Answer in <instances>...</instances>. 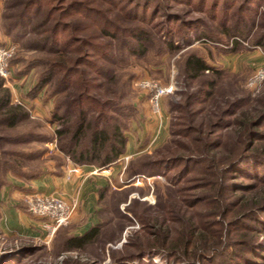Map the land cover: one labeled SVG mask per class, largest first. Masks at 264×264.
<instances>
[{
    "label": "trees",
    "instance_id": "trees-1",
    "mask_svg": "<svg viewBox=\"0 0 264 264\" xmlns=\"http://www.w3.org/2000/svg\"><path fill=\"white\" fill-rule=\"evenodd\" d=\"M163 1L169 6L197 1L196 11L203 18L166 13V8H162ZM262 4L264 0H23L19 8H6V11L17 8L19 12L4 15L3 28L7 37L17 43L22 41L27 50L46 51L50 45L54 47L47 50L52 57L34 59L31 63L33 68L43 67L32 97L50 87L55 76L60 78L53 88V96L60 94V89L71 90L74 82V92L63 100L57 97L51 113V122L63 125L57 132L64 140L60 151L74 166L106 169L126 151L124 130L127 122L133 119V110L131 107L113 111L115 106L112 108L111 101L104 102L91 95L96 90L94 79L100 76V66L91 59L106 58L107 51H111V45L100 41L104 38L117 40L120 44L126 41L129 55L143 58L149 52V43H154L155 39L162 50L170 53L181 50L180 39L190 46L192 33H196L197 40L221 43L222 39L213 36L209 29L217 24L226 45L232 37L248 44L251 41L252 46L264 51V32L254 33L263 29L259 25L264 15ZM161 11L164 21L155 22ZM148 13H151L150 19ZM235 47H240L239 43H235ZM191 49L177 62L186 91L180 92L181 102L170 107V113L179 115L172 117L169 123L168 141L153 158L143 160L139 156L132 160L127 173V178L131 179L139 174L152 177L168 172L167 181L173 190L171 198L153 208L156 210L153 217L144 212L140 214L135 205L129 208L132 218L142 226L141 233L138 236L132 233L118 256H115L117 252L108 250L110 260L117 264H131L147 255L159 256L168 263L201 261L212 264L227 258L231 264H264V242L259 241L261 232L252 226L261 225L259 217L264 214V176L259 175V167L264 165V153L261 148H254L255 142L264 137L258 131L264 125V99L257 101L261 106L258 115L250 117L243 112L245 106L250 105L244 91L243 96L225 102L224 108L210 105L224 72L210 66L199 50ZM67 105L76 109V120L71 127L64 126L68 121ZM97 108L100 112H95ZM112 111L115 113L110 114ZM91 116L95 118L89 121ZM28 118L29 112L24 105L12 103V94L5 80L0 78V127L14 130ZM234 126L238 128L235 145L239 143V148L230 150L226 146L228 136L221 132ZM27 135L29 138L17 140L0 136V145H26L42 139V135L35 133ZM222 151L224 154H220ZM4 155L7 158L0 163L3 166L0 188L9 184L6 179L9 173L20 176L26 183L42 176L39 168H23L21 161L31 159V154L8 153L0 149V159ZM36 155L41 158L43 152ZM58 165L60 170L65 167L63 157L59 158ZM246 165L252 167L254 183L250 186L230 185L231 176L246 175L242 172ZM127 189L121 188L113 194L118 198L114 209L115 217L119 219L102 221L98 212L99 222L79 236L70 234L67 228H60L53 240V248L60 250L58 257L64 253L82 252L99 243H110L112 238H104V231L117 226L120 219H130L116 207L126 200ZM237 191L249 194L256 191L258 196L244 201L242 196L236 195ZM106 194H110L108 187L97 189L98 206ZM200 206L205 209L198 211ZM35 249L13 250L1 258L0 264H21ZM79 260L78 257L62 258L60 264H84ZM139 264L143 263L140 261Z\"/></svg>",
    "mask_w": 264,
    "mask_h": 264
},
{
    "label": "rangeland",
    "instance_id": "rangeland-1",
    "mask_svg": "<svg viewBox=\"0 0 264 264\" xmlns=\"http://www.w3.org/2000/svg\"><path fill=\"white\" fill-rule=\"evenodd\" d=\"M21 1L23 0H0V45L4 46L10 44L14 47V53L10 59L12 79L9 82L5 81L6 87L9 88L12 94V103L14 105H23L21 101L25 102L24 106L29 112V118L22 124L18 125L14 130H5L0 127V136L9 140H17V138L20 137L23 139H26L27 137L29 138L27 134L35 133L42 135V139L26 145L10 146L7 144H1L0 149L8 153L26 152L31 154V159L28 158L21 161L24 165L23 168H27V170L39 168L40 170H38L42 171V175L50 173L61 174L64 167H62L61 170L58 168L59 158L63 157L66 165L72 164V162L64 157L60 151V145L64 140L59 138L57 132L63 128V125L60 123H52L51 113L57 103V97L59 100L66 99L67 96H70V94L74 92V87L76 86L73 82L74 86L71 90L64 91V89H60L61 93L59 92L60 94L53 96V88L57 85L60 78L59 76H55L50 87H46L36 97H32V93L37 85V80L43 67L33 68L31 63L34 59L45 60L52 57L51 53H47V50L49 48L53 49L54 47L50 45L46 51L27 50L22 46V41H19L21 43H17L5 35L3 16L17 14L19 12V9L17 8L14 11H6V8H9L10 6H18L19 8ZM240 1L241 0H238V2ZM194 2L196 3L187 5L175 4L169 6V4H166V1H163L162 8H166V13L179 15L184 18H203V16L196 11L197 1ZM262 5L263 11L264 4ZM220 12L221 11H219L218 15H220ZM187 14L188 17H186ZM150 15L151 13H148V19H150ZM262 16L259 25H262L263 29L262 31L259 29L255 30V34L264 32V17ZM156 19L155 22L164 21L163 11L158 14V18ZM209 29H212L213 36L216 35V37L222 39V41L219 39L221 43H215L216 41L212 39V41L197 40L196 33H192V44L190 46H188V44L185 45L184 40L180 39L178 42L181 50L176 53H170L166 49L162 50L159 42L155 39L154 43H149V52L143 58H139L136 54L129 55L127 52L128 47L125 43L126 41L121 44L117 40L113 41L107 38L100 41L105 45H111V51H107L106 58L100 56L99 59H91V62H96L100 66V76H96L94 79L96 90L91 95L93 98H98L101 101H111L113 103L112 108L115 106L113 111H116L117 109V112H119L120 109L122 110L132 107L133 119L127 122L124 136L127 140L126 147L128 143L133 142L135 154L131 156L133 153L127 154L124 152L114 163L115 165H111V169L110 166L106 169L96 168L100 173L104 172L106 179L108 180L106 187H108V192L110 194L105 195L104 201H102L99 206L97 205V202H95V205L91 206L92 204L89 200V194V196L86 194V197L84 195L82 200L73 198L75 201L72 203H77V207L69 224L64 226V228H67L70 234H79L80 232L78 231L80 230H77L78 227L81 224H84L88 219L89 221L90 219L93 220V223L95 224L99 222L100 217H98V212L101 215L102 221L110 220L111 218L119 219L115 217L116 214L114 209L118 198L117 196L113 197V194L121 188H128L127 190H129V192L126 194V200L124 199L120 201L116 207L121 214L128 216L130 219H120L117 226L113 225L104 231V238H112L110 243H99L98 245H92L89 248H86V250H83L82 252L64 253L60 257H58L60 250L53 248V240L56 233L49 243H47L45 239L39 241H5L0 237V262L3 256L10 254L13 250L22 247H33L36 248V251L30 253L21 264H60L61 259L67 257H78L80 258L79 261L84 264H117L110 260L108 250L117 252L115 253V256H118L121 254V247L126 243L128 237L132 233L137 236L141 233L142 226L136 219L132 218L129 208L131 209V206L135 205L137 206V212L140 210V214L144 212V214L153 217L156 214V210L153 208H155L158 203L163 205L165 201L171 198V191L173 190L169 187L167 181L168 172H163L152 177L146 174H139L131 179L127 178V173L132 160L139 156H141L143 160L153 158L154 153L168 141L170 137L169 123L172 117L179 115L177 112L170 113V107L181 102L180 92L186 91L181 83L182 78H180L179 75L177 62L181 60L182 54L191 48L199 50L201 54L205 56V59L210 66L224 72V76L220 80L215 96L209 101V104L212 106L219 105L221 108H224L225 102H231L237 97L243 96V93L246 92L250 105L247 104L243 109V112L246 111L244 115L247 117L258 115L257 112L261 106L257 104V101L264 99V82L255 90L248 86V82L257 70L264 69V51L259 47L252 46L251 41H249L248 44L247 41L232 37L228 39L229 42L226 45V40L221 35L222 29L217 24L213 27L210 26ZM130 41L134 43L133 40ZM235 43H239L240 47H235ZM131 46L132 45H129V47ZM141 80L156 82L162 88H173L171 94L162 97L160 103V116H155L152 113L149 102L150 93L138 88L137 84ZM195 86L193 88H195ZM192 89H188V91L192 92ZM113 111L110 112V114H114L115 112ZM95 112L100 111L97 108V111ZM66 113L68 121L64 126L67 124L68 127H71L72 122L76 120V109L74 110V108L68 106ZM94 118L95 116H91L88 120L92 121ZM230 121H232L231 118ZM237 130L238 128L234 126L230 127L228 131L225 130L221 132V135L228 136L226 146L230 150L234 147L239 148V143L235 145L237 142L235 139ZM258 131L264 135V125L261 126ZM177 139L179 138H176V140ZM255 147L261 148V153H264V137L262 138V141L255 142L254 148ZM41 151L43 152V155L41 158H38L36 154ZM220 154H224V152L222 151ZM126 156H131V158L128 159L127 162L124 160L119 162V159ZM5 158L7 157L5 156L0 159V163ZM124 167L125 169L122 170ZM2 168L3 166L0 164V178L2 177ZM251 168L252 167L248 165H246L245 168H242V172L246 173V175H240L238 173L235 177L230 175V185H252L256 178H252L254 175ZM176 170L171 173L172 177L174 176L172 174H174ZM259 175L261 177L264 176V165L259 167ZM6 179L8 182L16 179L26 183V181L20 176L12 175L10 173L7 174ZM3 188H0V192ZM257 193L258 192L256 191H253L250 194L249 192L237 191L236 195L242 196L243 200L246 201L249 198L257 197ZM197 209L198 211H203L205 207L200 206ZM89 210L90 217L93 218L85 217L88 216ZM259 223L261 225L256 224L252 226H256L259 229L261 232H259V241L264 242V214L260 215ZM143 240V242H147L145 239ZM140 242H142L141 239ZM140 261L143 264H204L201 261H194L191 263L186 261H181L180 263H168L162 260L161 257L153 255H147L141 260L135 261L131 264H139ZM212 264H231V261L227 258H222Z\"/></svg>",
    "mask_w": 264,
    "mask_h": 264
},
{
    "label": "crops",
    "instance_id": "crops-1",
    "mask_svg": "<svg viewBox=\"0 0 264 264\" xmlns=\"http://www.w3.org/2000/svg\"><path fill=\"white\" fill-rule=\"evenodd\" d=\"M21 103L25 105L24 101ZM125 153H133L131 156L135 154L133 142L128 143ZM68 171L72 172L69 179L66 178ZM106 183L108 180L104 172L100 173L93 167H77L73 164H67L61 174H45L28 183L16 179L10 180L0 192V237L5 241L45 239L46 232L42 228V221L27 212L25 199L29 194L58 196L67 202L75 201L73 198L82 200L84 195L86 197V194H89L93 206L97 200V189L106 186ZM88 212V216L85 217L93 218L90 217V210ZM91 225L95 223L88 219L78 227L80 233L74 235L83 234Z\"/></svg>",
    "mask_w": 264,
    "mask_h": 264
},
{
    "label": "built area",
    "instance_id": "built-area-1",
    "mask_svg": "<svg viewBox=\"0 0 264 264\" xmlns=\"http://www.w3.org/2000/svg\"><path fill=\"white\" fill-rule=\"evenodd\" d=\"M14 53V47L10 44L0 46V77L6 82L12 79L10 68V59ZM264 82V69L257 70L248 82V86L255 90ZM138 88L150 93V105L152 113L160 116V103L162 97L173 92L172 87L162 88L156 82L141 80L138 82ZM131 156H126L121 160L128 161ZM122 168V170H124ZM72 172L68 171L66 178L71 177ZM27 212L42 221V228L46 232L45 240L50 242L56 231L69 224L72 219L77 203L67 202L58 196H44L36 193L29 194L25 199Z\"/></svg>",
    "mask_w": 264,
    "mask_h": 264
}]
</instances>
